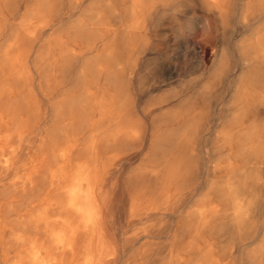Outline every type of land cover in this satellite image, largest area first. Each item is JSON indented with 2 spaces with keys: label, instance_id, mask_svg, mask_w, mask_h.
Returning <instances> with one entry per match:
<instances>
[{
  "label": "bare ground",
  "instance_id": "6f19581e",
  "mask_svg": "<svg viewBox=\"0 0 264 264\" xmlns=\"http://www.w3.org/2000/svg\"><path fill=\"white\" fill-rule=\"evenodd\" d=\"M91 32L100 54L82 41ZM201 36L237 42L230 55L225 42L209 49L205 69L168 67L161 85L193 84L189 100L151 92L135 105L134 56ZM219 85L235 91L209 106ZM196 144L204 175L191 185ZM0 255L264 264V0H0Z\"/></svg>",
  "mask_w": 264,
  "mask_h": 264
},
{
  "label": "rangeland",
  "instance_id": "374dc122",
  "mask_svg": "<svg viewBox=\"0 0 264 264\" xmlns=\"http://www.w3.org/2000/svg\"><path fill=\"white\" fill-rule=\"evenodd\" d=\"M194 17H196L198 19L201 18L200 15L194 16ZM194 17L189 16L185 20L186 21L185 24L187 27H193ZM201 21L203 24H201L200 26L201 27L203 26L202 27V29H203L204 28V20H201ZM66 27H67V25L64 26L63 28H66ZM68 29H69V27H68ZM169 29H172L171 26L169 27ZM86 35L87 36H85V37L84 36L81 37L82 39H84L82 41L84 43H87V42H92L93 44L96 43L98 45V48H99L97 51L100 54V52H102V48H101L102 47V40L101 39H95L93 32L88 33ZM206 39L208 41L210 40L209 43ZM153 42L155 43L157 41L154 40ZM187 42L189 43V45ZM223 42H225V45H223V47H225V50L230 55V53L232 52L231 48H233V46L236 44L237 40H232V38L228 37L223 41H220V40L218 41V40H215L214 38H207L204 36H201L197 39H192V40L187 39L185 41V43L183 44V46H181V47L177 45V42H174L173 43L174 45L172 44L173 47H171L169 52H166V50L163 49V46L159 45V49H158L159 51L154 52V53L147 52L146 54L143 55L144 57L148 56V59L145 60L144 63H142V61H141L142 55L140 53L136 54L133 58L132 74L124 80V85L126 86V92H129L130 96L133 98L135 105H139L142 101L144 102L145 100H147L148 94L152 92L154 95V96H151L152 101H155L157 98H159L161 96L167 97V98L171 99V102L174 103L175 106L177 107V103L181 102L182 100H189L190 97H192L196 93L197 90L193 84H190L187 87L179 88L178 90H173V88L167 87L166 85H164V86L161 85V81L163 80L162 77L164 76L165 71L168 69V67H171L174 75L178 76L182 72L181 68L186 63L187 64L185 66H189V69L191 71H194L195 68H198V67H200L202 69H205L206 67H210L214 62V58H215L214 57V55H215L214 51H218L219 46H221V44ZM211 44H212V46H210ZM175 45H176V47H175ZM203 45L206 49H204ZM208 46L210 48L207 49ZM194 49H195L196 53L193 52ZM209 49H213L214 51L213 50L211 51ZM186 53L190 54V57L186 58L185 57ZM94 55H95V53L93 55H90V56L94 57ZM193 55L194 56L196 55V56L194 57ZM210 56H211V58H210ZM189 59H190V61H189ZM187 61L190 63H188ZM183 62L185 64H183ZM109 63L113 67L114 64H113L112 60ZM235 65L236 64L234 62V59H232V57H230L229 62H228L229 68L230 69L235 68ZM158 87H160L159 90H158ZM234 89H235L234 86H232L230 88V90H229L231 92V94H230V93H228V90L225 89V87H223V85H219L217 88L212 89L209 92V94L206 96L205 103L209 104V106H210V102L214 101V100L215 101L216 100H222L225 98L226 101H229L231 96L233 95V91H235ZM208 110L209 111H207V118L206 119L210 121L211 117H212L211 116V110L210 109H208ZM51 122H52L51 118H49V120L47 121L46 127H45L46 132H49L52 129ZM195 141L198 143H201L200 137H198V139L196 137ZM130 152H132V151H130ZM202 152H203L202 148L197 147V144H196V151L194 153L193 152L190 153L188 162L191 166L190 175H189V181H190L191 185L193 183L199 181L204 175V171H203L204 170V167H203L204 161H203V153ZM131 163H132L131 167H132V169H134L140 165V160L134 159ZM199 192H200V194H202V192H203L202 189ZM199 197L195 196L194 199L192 200V204L194 202H197L199 200ZM162 225L163 224L160 223L159 227ZM1 260H2V256L0 255V261Z\"/></svg>",
  "mask_w": 264,
  "mask_h": 264
}]
</instances>
